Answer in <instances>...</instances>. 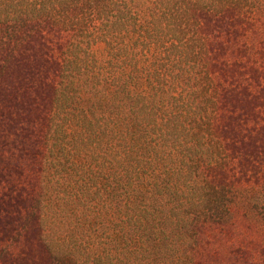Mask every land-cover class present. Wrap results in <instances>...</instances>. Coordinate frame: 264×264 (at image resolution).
Masks as SVG:
<instances>
[{"label": "trees", "instance_id": "trees-1", "mask_svg": "<svg viewBox=\"0 0 264 264\" xmlns=\"http://www.w3.org/2000/svg\"><path fill=\"white\" fill-rule=\"evenodd\" d=\"M49 1L0 0V116L5 125L39 117L44 146L34 225L19 242L10 239L19 248L14 257L0 251L6 264H83L77 241L68 247V236L53 229L66 198L51 169L67 129L75 137L79 127L61 113L80 75V42H60L55 58L50 35L69 26L59 25ZM131 1L86 0L93 16L86 23V264H264L257 250L240 259L229 240L238 226L228 151L240 149L231 139L241 124L226 107L251 101L216 80L213 59L253 51L237 38L238 0H195L194 9H182V25L176 0H153L152 12L138 1L133 41L119 36Z\"/></svg>", "mask_w": 264, "mask_h": 264}, {"label": "rangeland", "instance_id": "rangeland-1", "mask_svg": "<svg viewBox=\"0 0 264 264\" xmlns=\"http://www.w3.org/2000/svg\"><path fill=\"white\" fill-rule=\"evenodd\" d=\"M138 1V7L142 10L148 8L152 12L155 9L153 0H132L128 8L130 12L121 19L125 26L119 31L120 39L127 35L133 41L136 37L134 28L140 20L137 16L139 14H136ZM216 1L207 0L210 6H214ZM220 1L224 0H219V4ZM88 3L86 0H50L47 3L54 8L59 25L67 20L69 26L67 30L55 31L50 35L54 42L55 58L59 59L57 47L60 42L68 39L80 42L78 54L82 65L80 71H75L80 72V75L75 74L72 84L67 86V105L61 113L64 123L74 118V125L79 121V127L75 137L67 129L63 139L64 151L59 153L58 146L56 147L53 158L55 162L57 151L59 161L51 169H57L52 185L59 189L57 194L60 197L66 198L62 204L66 211L55 210L57 220L53 229L58 236H68V247L72 248L73 241H77L79 250L83 253V264H86V102L89 100L86 97V23L93 19ZM176 3L178 23L182 25L185 22L182 19V9L186 6L194 9L197 3L195 0H176ZM161 4L163 7V3ZM86 7H89L87 16ZM233 7L236 8L233 21L236 29H239L237 38L247 40L251 47L253 45V51L213 59L217 65L214 69L216 80L219 78L224 86H233V94L240 95L242 100L244 97L251 101L250 106L243 101V107H234L231 102L226 107V112L235 114L241 124L239 136L231 139V144L240 149L234 153L231 146L228 151L231 156L229 173L234 183L231 193L233 213L238 226L229 240L235 242L234 251L240 259L248 258L249 252L256 250L264 258V0H238ZM126 28L131 30L130 35L125 33ZM232 34L235 37V32ZM235 60L241 62L238 64ZM56 70L54 65L51 76L55 75ZM96 88L97 86L95 90ZM122 95L120 92V97ZM221 112L224 113L223 109ZM3 121L0 116V220L3 221V227L0 224V251H11L14 257L19 248L10 239L16 237V242H19L23 239L26 227L34 225L31 213L33 214L36 196L40 191L41 153L44 149L41 140L42 121L37 116L33 120L19 119L18 122L11 121L6 125ZM243 141L255 143L243 147ZM59 143L61 144L60 140ZM246 156L251 161L248 167L241 163ZM78 189H82L83 194L77 195ZM67 199L73 203H69ZM114 199L116 200L115 197L113 201ZM105 231L108 233L111 229L107 226ZM8 259L9 257L0 258V264H6Z\"/></svg>", "mask_w": 264, "mask_h": 264}]
</instances>
